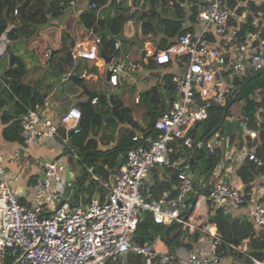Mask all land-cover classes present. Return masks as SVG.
<instances>
[{"label": "built area", "instance_id": "2783aa9c", "mask_svg": "<svg viewBox=\"0 0 264 264\" xmlns=\"http://www.w3.org/2000/svg\"><path fill=\"white\" fill-rule=\"evenodd\" d=\"M87 1L90 8H99L97 0ZM247 1L229 6L225 0H196V30L179 33L164 48L144 50L157 65L181 62L183 69L160 79L164 86L173 85L174 92L169 107L153 120L156 135L134 131L133 144L107 181L84 165L103 189V199L97 193L83 203L78 197L64 195L69 178L61 153L21 164L18 151L4 156L0 146V264L9 257L10 264H129L130 260L136 262V257L141 260L137 264H173L172 253L160 252L153 243L134 238L143 212L156 224H177L184 234L200 230L210 237L209 249L190 250L183 264H221L217 250L223 241L232 253L246 258L228 264H264V250L261 256H254L248 252L247 239H223L214 224L200 226L198 220L200 208L225 214L243 207L245 220L256 234L264 231V201L248 200L245 184L231 176L235 161L242 156L264 172L263 157L245 147L236 153L226 134L196 137L193 133L194 126L208 118L211 106L225 105L242 81L252 73L264 72V0H254L260 5L256 10H249ZM89 31L93 37L87 43L76 42L71 49L73 57L98 58L101 35L93 26ZM119 47L115 39L114 48ZM124 67L134 70L139 63L118 60L109 64L111 85L118 84ZM134 100L138 101V96ZM90 101L96 102V97ZM80 116L76 106L62 112L56 121L41 109L26 107L18 117V140L29 146L44 137H58L64 146L71 147L69 133L79 129ZM247 134L251 139L258 137L254 130ZM195 151L213 161L212 182L203 180V167L200 170L199 162L192 159ZM67 155L78 158L70 150ZM36 163L39 168H30L29 184L13 182ZM156 168L176 171L175 181L152 189L148 177ZM111 257L122 261L111 262Z\"/></svg>", "mask_w": 264, "mask_h": 264}, {"label": "crops", "instance_id": "0c3cea01", "mask_svg": "<svg viewBox=\"0 0 264 264\" xmlns=\"http://www.w3.org/2000/svg\"><path fill=\"white\" fill-rule=\"evenodd\" d=\"M115 1L123 2V4H125L126 9L124 11V14L126 16L128 15V18L123 23V38H118L120 47L118 49L115 48L116 52L114 55L105 54L104 51L100 48L98 51V58L94 60L79 56L73 57L71 54V49L76 42L83 40V42L87 43L90 41L94 34L91 33L89 29L85 32V29H83L81 23V12L86 8H90L87 0H75L73 4L68 3L65 8L70 6L67 9L69 11V14H66L63 22H60L58 18L50 17L48 22L46 23V26H44L45 29L42 31L41 35H38L39 37L34 36L32 39H29L26 44H24L23 41H15L16 43H14L7 36L8 30L11 29L12 26H14L13 22L0 31V80H2L3 71L8 67L9 45L16 44L15 47L12 48L13 52L20 54L25 62L26 71L19 78V80H17L18 85L20 84V87L22 88L19 89V97L20 99H22V101L26 99V102L24 101V105H22L23 111L26 107L41 109V112L43 114L50 116L54 121H56L58 119V116L62 112L66 111L69 107L76 106L80 108V106L83 104L78 105V103L87 100L88 97L83 92V88L69 79L68 75H76L82 77L86 89L96 92L93 97H96L97 94L102 93H104L107 97H109V95L111 94L119 97L122 100L123 105L130 108L133 119L141 125H144V114L149 104L144 103L141 98V95L145 91L154 89L153 93L158 96L157 103L149 105L154 108L157 116L169 107L172 98H169L167 94V87L161 84L160 79L163 76H166V74L168 75L166 77H169L172 73L181 72L183 69L182 63H171L170 65L164 66L157 65L154 63L151 57L144 54V50L148 47H159H157L156 39L154 38L152 31L143 33L140 20H138L135 15L132 17L130 16L132 13L138 11L141 8L143 10H147L149 8L148 3H144V0ZM256 1L261 2L262 0ZM110 2L111 0H106L105 4L100 5L99 12L102 10H109V12L112 13L115 10V7L109 5ZM169 3L170 2H165L163 4L157 3L156 7L163 15L172 16L173 9L171 7V3ZM67 10L63 9V13L61 15L65 14ZM48 16H50V13H48ZM16 19L17 21H20L18 17H16ZM183 26H191V30H196L198 28V24L196 22L195 15L193 20L190 19L189 16H186L183 21ZM58 27H62V32L67 31L69 41L72 40L73 42L70 47L72 62L68 65H64L66 72H61L58 67H53L55 66L56 62L55 59L59 57V55H63L66 50L60 51L57 55L55 54L54 59L52 61H49L53 52L57 51L62 47L61 45H63L60 42L59 34H56V32L58 31ZM118 60L123 61L125 64L130 60L136 61L139 63V67L135 68L134 70L124 67L122 72H120L118 75V84L113 86L109 83L108 78H106L104 70H106L107 68L110 69L109 64H111L113 61ZM46 63L50 64L51 70L46 67ZM54 69H58L59 72L66 77L58 80L57 74L53 71ZM240 87L241 84L238 86L237 90L240 89ZM123 89H125L124 97L127 98L129 102L128 104L125 103L123 96L117 93V91H122ZM259 89L260 88H257L256 92H250L248 97L258 101L261 97ZM135 96H138V101L134 100ZM239 100L243 101V99ZM90 103L94 102L90 101ZM245 103L243 105H239L238 108L240 109V107H243ZM2 106L0 105V111L2 110L1 108H4V106ZM138 106H140L141 108L139 109ZM132 108H134V110ZM262 114L263 113L260 112V109L255 111L257 126H259L261 121H263ZM4 125L5 124L1 120L0 146L1 152L4 156L9 155L13 151H18L21 155V158L19 160L21 161V164H24L26 162H28L29 164V162H40L43 159H50L60 154L59 148L62 146V141L58 137H44L29 146H24L19 140H7L3 138L2 129ZM122 126L126 127L129 125L125 123ZM218 128L215 133H223L228 135L233 141L236 153L237 150L245 147L247 152L255 151L258 155H261L264 160V148H262L260 153L256 151V146L259 144V140L258 143H256L254 141L255 139H251L247 134V131L250 130H254L256 132L258 131L248 126V119L245 113H242L239 116L238 129H235L232 132L225 133L223 130L219 131ZM206 135H208V133ZM111 145L112 144H110V146ZM243 158L244 156L239 157L241 161H239V159L235 161V166L231 171V176L234 177L235 180H239L240 182H243L245 184L244 190L246 191L248 200L254 199L262 202L264 201V172L256 168L253 163ZM209 163L213 164V161L211 162L210 159H208L207 164ZM31 167L39 168V165L36 163V165L31 164L27 168L23 167V169H26L17 176L16 181L19 182H15L16 184L19 185L23 182L28 181L27 178L28 174L30 173ZM91 170L93 174H95L99 178H102L99 173L94 170L93 167H91ZM208 172L209 174H207ZM210 172L211 168L206 173H203L202 178H204L205 175H208L205 179L206 183L212 182L214 180V176ZM67 176L68 178H70L69 175ZM92 179V181L97 183L93 176ZM174 181L175 175H173V171H170V173H168V170H166L165 168H156L148 177V183L150 184L151 188L154 189L159 188L160 186H164L167 183H173ZM68 184L69 186L67 187L66 195H69L70 197L74 196V198H77L75 197L76 188L72 186L70 180ZM18 185H14V187H16L18 191H21V188ZM98 187L99 186H97V190ZM97 193L104 196L102 188L100 189V192L96 191L94 194ZM84 195L85 192L82 194L79 193L78 198L83 201L82 197ZM215 212H217V210H205L203 208H200L198 214L200 226L205 223L214 224L210 221V218L214 215ZM245 212V208L240 207L233 208L229 213H225L224 215H229L231 218H236L242 221L245 220ZM223 228L226 237L229 238L231 236L229 226L225 225ZM251 229L254 233H256L253 227H251ZM245 239L248 240V236L242 237L241 241ZM178 240L179 241H174L177 242L176 249L174 248V242L171 247L165 242L164 239L161 240L163 242H158V246H155H157L156 248L160 252H170L174 256H176L179 255V248L182 254L186 251L183 250V247H181L180 244H183L185 246L184 248L187 249L188 253L190 252V250H193L195 248L208 250L211 244L210 237L202 233L200 230H196L192 234H184L183 232H181ZM219 251L222 259L221 264H228L229 262L235 260L231 259V257L224 256L232 253L227 249V247L222 246ZM187 255L183 257L180 256L184 258L183 263L186 260ZM224 257L226 258L223 259Z\"/></svg>", "mask_w": 264, "mask_h": 264}, {"label": "trees", "instance_id": "16d2710c", "mask_svg": "<svg viewBox=\"0 0 264 264\" xmlns=\"http://www.w3.org/2000/svg\"><path fill=\"white\" fill-rule=\"evenodd\" d=\"M194 1L196 0H144V3L149 4V8L147 10L141 8L132 13L130 17L135 15L141 22L143 33L152 31L156 39L157 47L164 48L170 42L174 41L179 33L192 29L191 26L184 27L183 21L186 16H189L192 20L194 19L196 12L193 4ZM238 1L240 2L243 0H225L226 4L229 6H233ZM165 2L171 3L173 9L172 16H165L157 9V3L163 4ZM68 3L69 0H0V31L13 22L14 26L8 30L7 36L14 43H16L15 41H23L26 43L36 34L40 36L49 18L61 15ZM105 3L106 0H97L98 7ZM109 5L115 7L112 13H110L109 10H102L99 12V8H86L81 12L80 18L85 32L93 26L95 32L101 35L98 47L102 49L105 54L114 55L116 52L114 41L116 38H123L122 27L128 15L126 16L124 14L126 6L123 2L111 0ZM247 6L249 10H256L260 7L254 0H248ZM15 9L17 10L16 13H14ZM48 13H50V16H48ZM15 16L18 17L20 21H17ZM248 17L250 18V16ZM107 32H109V34H107ZM239 36L240 39H242L243 29L240 30ZM59 38L63 45H61L62 47L57 51L53 52L49 61L54 59L55 54L57 55L60 51L66 50L63 55H59V57L55 59V66H53L58 67L61 72H66L64 65H68L72 62L70 47L73 42L72 40L69 41L67 31L59 34ZM15 45L16 44L8 46V67L2 73V80H5H0V105L4 106V108H1L0 117L5 124L2 129V136L7 140H18V117L23 111L22 105H24V101L26 102V99L22 101L19 97L18 92L19 89L22 88L17 82L26 71V66L22 56L13 52L12 48L15 47ZM259 74L260 73L255 74L245 83L242 81L241 87L237 90L234 98L231 96L225 105L211 106L209 108L208 118L201 122L205 125V131L202 133V136L209 133L210 130L219 123H221L218 128L220 131L223 123L221 120L229 113V107L232 102L236 99H242V96L249 90L260 88L259 92L261 97L258 101L247 98L245 115H247L248 126L258 131L259 137H256L254 141L258 143L259 140L256 151L259 153L261 152L262 148H264V120L257 126L255 111L260 109V112L264 113V80L257 84H252L253 80L257 79ZM166 76L168 75L166 74ZM166 87L169 98H173V85H167ZM153 91L154 89L147 90L141 95L142 101L144 103H149L144 114V125L138 124L133 119L130 108L124 106L122 100L113 94L109 95V97L104 93L97 94L96 102L81 105L79 129L69 135L71 147L65 146L67 150L76 153L78 158L69 155L68 159L71 162H73V159H78L84 165H93L94 170L102 177L101 179L107 181L110 174L115 173L117 170V158L120 155L123 156L126 149L133 144L131 137L134 130H141L145 134H157V131L153 128V120L157 117V114L154 108L149 106L158 101V96L155 95ZM125 123L129 126L123 127L122 125ZM199 124L200 123H197L194 126V135ZM110 144L112 145L110 146ZM203 156H205L203 152L195 151L192 159L200 163V159ZM202 167L204 173H206L211 168V164H205ZM175 174L176 171H173V175ZM92 180L93 179H91L87 187L84 188L85 195L82 197L83 203L89 201L96 191L100 192L101 187L99 186V182L96 180L97 183H95ZM97 186H99L98 190ZM81 189L82 181L77 179L75 197L79 196ZM100 197L103 199L104 196L101 194ZM210 221L216 225L217 232L223 239L240 242L242 237L248 236V252L254 256L262 255L264 250V231L256 234L245 220L241 221L236 218H231L229 215H224L219 211L214 213ZM150 225L158 229L162 239L171 247L181 233L179 225L156 224L151 219L149 213L143 212L136 225V227H140L141 230L140 232H134V238L140 242L145 241L144 234L147 232L146 230H148ZM225 225H228L230 228L231 236L229 238L226 237L224 232L223 227ZM222 246L226 247L224 241L218 245V253H220L219 250ZM235 254H237V257L242 261H246L244 254ZM136 258L138 263H140L141 260L138 257ZM11 260V257L6 258L4 264H10ZM175 260L176 256H174L173 264H175ZM136 262L135 260H130V264H137Z\"/></svg>", "mask_w": 264, "mask_h": 264}, {"label": "rangeland", "instance_id": "374dc122", "mask_svg": "<svg viewBox=\"0 0 264 264\" xmlns=\"http://www.w3.org/2000/svg\"><path fill=\"white\" fill-rule=\"evenodd\" d=\"M69 7L70 6H68L65 9L67 10ZM66 14L67 15L69 14L68 10L65 12V14L58 16V17H54V18H58V20L60 22H63ZM54 18H52V19H54ZM39 32H40V30H39ZM61 32H62V27H58V31L56 32V34H61ZM35 37H39V36L36 34ZM24 44H26V43L24 42ZM263 80H264V72H260V74L258 75V78L253 80L252 84L253 85L257 84L258 82H262ZM256 89L257 88H253L252 90H249L247 93H245L244 96H242L243 97L242 99L244 102L239 100V99H236L235 101L232 102V104L229 107V113L226 116H224V118L221 120V122H223L221 130H223L225 133H227V132H232L235 129L239 128V116L242 113H245V109H246L245 108L246 107L245 102H247V100H248L247 98H249L248 95L250 92H252V93L256 92ZM124 92H125V89H123L122 91H120V90L117 91V93H119L120 95L123 96L125 103L128 104L129 102H128L127 98L124 97L125 96ZM244 103H245V105L243 107H240V109H239L238 106L243 105ZM138 107H139V109L141 108L140 106H138ZM132 109L134 110V108H132ZM204 131H205V125L203 123H200L197 126V130L195 131V136L200 137ZM59 151L64 156L63 159L66 161V168L64 171L65 174L69 175V177H70L69 180L75 188H76V180L77 179L81 180L82 181V189L80 190L79 193L80 194L84 193L85 192L84 188L87 187V185L90 182V180L92 179L93 175L86 170V168L84 167V164H82L80 160L73 159V162H71L69 159H67L68 150H67V148H65V146L63 144L59 148ZM207 162H208V157H206V156L201 157L200 163H199L200 164L199 168L202 167L203 165L207 164ZM88 166L94 167L93 165H88ZM13 182L18 183L19 181L13 180ZM26 184H29V182L26 181ZM66 191H67V189H66ZM66 191L64 192V195L66 194ZM140 230H141L140 227H138V228L136 227L135 232H137V231L140 232ZM146 231L147 232L144 234L146 241L151 242L154 245H157L158 242H163V241H161L163 239H162L160 233L158 232V229L155 226L150 225L148 230H146ZM177 241H179V240L177 239ZM174 243H175L174 248L176 249V247H177L176 243L177 242H174ZM180 246L183 247V250H186V251L182 254L179 250L180 248L178 249L179 255H176L175 264H183L184 258H182V257L186 256L188 253L187 249L184 248L185 246L183 244H180ZM180 256H182V257H180ZM224 256L231 257V259H239V257H237V255L233 254V253H229V254L224 255ZM225 258L226 257H224L223 259H225ZM110 261L115 263V262H121L122 260L111 257Z\"/></svg>", "mask_w": 264, "mask_h": 264}, {"label": "water", "instance_id": "95a60500", "mask_svg": "<svg viewBox=\"0 0 264 264\" xmlns=\"http://www.w3.org/2000/svg\"><path fill=\"white\" fill-rule=\"evenodd\" d=\"M107 34H109V32H107ZM108 59H109V58H108ZM107 61H108V60H107ZM46 67H47L49 70H51V68H50L51 66H50L49 63H46ZM53 71L57 74V79H58V80H60V79H62V78H64V77H66V76H63V75L59 72L58 69H54ZM104 74H105L106 78H108V77H109V74H110V69L107 68L106 70H104ZM255 74H257V73H252L250 76H248V78L245 80V82H246L247 80H249V79H250L252 76H254ZM68 78L71 79L74 83L80 85V86L83 88V92H84V93L87 95V97H88L87 100L82 101V102H79L78 105H81V104H88V103H90L91 98L96 94V92H95V91H89L88 89H86L85 84L83 83V78H82V77H80V76H76V75H68ZM245 82H244V83H245ZM220 124H221V123H219L216 127H214V128L208 133V135L214 133V132L217 130V128L220 126ZM69 135H70V133H69ZM122 158H123L122 155H120V156L117 158V160H116V167L119 166L120 162L122 161ZM214 163H215V159H214ZM207 174H209V172H208ZM207 176H208V175H205L204 178H203V180H205V179L207 178Z\"/></svg>", "mask_w": 264, "mask_h": 264}]
</instances>
